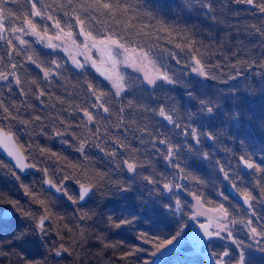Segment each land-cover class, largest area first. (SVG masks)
<instances>
[{
    "label": "trees",
    "instance_id": "trees-1",
    "mask_svg": "<svg viewBox=\"0 0 264 264\" xmlns=\"http://www.w3.org/2000/svg\"><path fill=\"white\" fill-rule=\"evenodd\" d=\"M0 1L6 15L4 31L13 36L12 29L24 26L30 4ZM90 2L40 0L38 7L59 19L71 38L46 17L32 19L42 31L46 27L45 36L61 33L71 45L82 36L75 21L78 14L90 21L84 30L96 38L90 39L92 48L105 35L123 38L121 43L147 52L175 82L161 79L150 87L129 72L117 96L118 89L89 63L77 67L34 37L16 33L28 41L22 45L0 31V71L21 79L19 86L15 76L0 81V100L16 117L0 113V127L13 133L28 162L36 165V170L22 174L0 154V223L19 230L35 228L43 215L50 217L40 234L43 244L36 241L21 248L5 235L3 250L9 255L0 257V264H19L13 252L46 264H219L220 259L236 264L241 255L244 264H264V236H253L247 223L251 219L252 227L264 232V172L248 169L240 160L256 151L253 160L264 166V35L255 30L264 32V14L254 6L215 0L213 20L205 9L187 7L189 0H120L129 11L112 17L82 7ZM116 19L131 20L133 27L125 29ZM193 57L201 60L207 76L192 71L197 67ZM12 64L17 67L12 69ZM45 70L50 73L47 78ZM41 91L45 95L37 98ZM100 104L109 112L104 113ZM209 106L212 113L206 111ZM161 108L172 122L159 115ZM81 109L92 112L95 120L88 122ZM36 116L40 120L35 123H21ZM56 131L63 135L56 136ZM82 139L88 140L83 152L78 150ZM169 146L172 157L167 156ZM41 148L57 156L41 155ZM113 151L115 156L110 155ZM124 161H134L137 167L130 172ZM98 174L104 175L99 184ZM64 176L71 179L63 180ZM47 177L54 184L62 182L67 195L47 190ZM89 183L96 187L85 202L68 199L70 195L77 200L78 186ZM245 192L256 198L249 201L251 208L237 199ZM197 196L205 208L219 212L222 205L229 213L222 217L227 230L219 231L200 252L186 238ZM5 208L13 210L10 218L2 217ZM21 209L33 219L24 220ZM121 220L130 223L115 227ZM177 232L179 248L161 256L160 250ZM61 246L67 251L56 256Z\"/></svg>",
    "mask_w": 264,
    "mask_h": 264
},
{
    "label": "snow or ice",
    "instance_id": "snow-or-ice-1",
    "mask_svg": "<svg viewBox=\"0 0 264 264\" xmlns=\"http://www.w3.org/2000/svg\"><path fill=\"white\" fill-rule=\"evenodd\" d=\"M69 2L71 3V0H69ZM224 2H225V5H227V4H237V5L247 4L250 6H254L256 9L259 10L260 13L264 14V0H224ZM28 3L30 4V10L28 13V18L24 20V26L12 29V31L14 33L15 32L26 33V30H30L31 34L36 35L37 37H40L42 39L43 36L46 34L47 29L45 27V29L42 31L39 28V26L37 25V23H35L34 20L32 19L35 17H40V18L46 17L47 20L54 22V26L56 28H58L61 33H64V28L61 26V21L59 19H55L52 15L45 13L40 7H38L40 0H28ZM82 7H86L87 9H91V10L96 11V12H101L105 15H109L112 17H116L117 15H119L120 17H124L127 15L129 8H130V6L128 4H123L120 2V0H91L90 3H87L86 5H82ZM187 7H189V8H193V7L203 8L207 11V13L212 14L211 18L213 20L216 19V16L214 15V12L216 10L215 0H189ZM2 13H3V9H0V14H2ZM75 21H76V24L80 27L81 34H84V35H86V38H89V39H92L95 41L96 38L92 36V33L90 31L85 33V30H84L86 23H89L90 21H86L85 19H82L78 14L75 15ZM121 22L124 23L125 29H131L133 27L131 20H124V21H122L121 19L115 20V23H117V24H120ZM253 27H255V26H253ZM4 30H6V29H4L2 25H0V31H4ZM255 30H256V32H259L261 35H264V32H261V30L259 28H255ZM140 31L142 32L143 29H141ZM64 34L69 38H71V36H72L71 31H68ZM0 38H2V37H0ZM59 38H60V36L58 34L56 36V39H59ZM16 39L22 45L28 43V41L24 40L22 37L17 36ZM121 39H123V38L116 39V38H113L112 36L105 35L102 39L99 40V43L105 45L107 47V50L109 51V53H111L112 46H115L118 48H124L125 47L124 44L121 43ZM7 43L12 47L13 51L16 50L15 45L13 44L12 40H8ZM189 47H192V45H189ZM125 51H127V49H125ZM141 55L143 57L147 58L148 53L143 52L141 50ZM32 59L33 58L31 56L28 57V60L32 61ZM193 59L195 61V64L197 65V67H194L192 69V71L198 72L201 75L207 76V72L204 71L205 66L201 63V60L199 58H196V57H193ZM33 62H35V61H33ZM74 63H76L77 67H80V68L83 67V64H80L79 62L74 61ZM16 67H17L16 64L11 65L12 69H15ZM49 75H50V73L47 70H45L44 76L47 78ZM236 75L240 76V75H242V73L237 72ZM9 76H15V73L11 72V71H0V81H7L9 79ZM157 78L162 79L163 81L168 82V83H174L175 82L171 79V77H169L167 75V73H161V75ZM232 79H235V77H232ZM147 82L149 84L154 85L156 83V80L153 78H148ZM15 83L18 86L21 85V79L19 76H15ZM32 83L35 84L36 81L33 80ZM88 87L90 90H92L94 92V88L92 85H89ZM116 87L118 88L116 95L119 96L120 92L125 89L126 85L121 81L120 83H118L116 85ZM21 92L26 95V93H24L23 88H21ZM43 95H45V93L43 91H41L38 94L37 98H39L40 96H43ZM101 95H103V94H101ZM189 95H191V93H189ZM100 98H101L100 96H97V100H100ZM200 103H201V105L205 104V102L203 100H201ZM93 107H96V105H93ZM99 107L103 110L104 113L109 112V108L105 107L104 104H100ZM81 110L84 112V115L87 117L88 122H93L95 120V116L93 115L92 112L88 111L87 109H81ZM120 111L122 112L123 109L121 108ZM206 111L208 113H212L213 108L211 106H209L206 108ZM0 113L5 114L6 118L16 119V117L13 115V110L9 106H6L3 100H0ZM159 115L161 117H165L169 122H172V116L171 115L165 116V110L163 108H161L159 110ZM39 120H40V117L36 116L34 118V120H32V121L25 120V121H21V123L29 124V123H35V121H39ZM41 132H43V129H41ZM55 135L61 136V135H63V133L60 131H56ZM193 135L195 136V129H193ZM209 138H213L211 136V134H209ZM159 142L162 144L166 143L163 140H161ZM65 143H67V141H65ZM87 143H88L87 139H82L81 143H80V147L78 150L83 152ZM197 143H199L198 139H197ZM39 151H40L41 155H45V154L51 152V150L47 149V148H41V149H39ZM11 154L15 156L17 168L23 170L24 168H27V167H32V168L36 167L35 164H32V165L26 164L24 162V159H25L24 156L19 151L14 150ZM115 154L116 153L114 151L110 153V155H113V156H115ZM173 155H174L173 148H172V146H169L167 156L172 157ZM204 155L207 156V153H205ZM51 156L56 157L57 154L54 152H51ZM240 160L246 166V168L253 169L256 172H264V166L256 163L254 160H250V159L246 158L245 156H241ZM124 163L126 164L128 171H130V172L135 170V168L137 167V165L134 161H124ZM44 171L46 172L47 169H45ZM225 176L227 177V173H225ZM69 179H71L70 176H64L63 177V180H69ZM103 180H104V175L98 174L97 183L98 184L102 183ZM46 183L52 187H55L57 191L65 192L62 182L57 183V184H53V181L51 179H49L46 181ZM95 187H96V185L91 184V183H89L88 185H81V191L78 194L77 200H73L72 196H70V195L68 196V199L72 200L73 203H77L78 201H82L86 198V196L89 195V193H91L93 191V189ZM176 187H180V185H176ZM164 188L171 191L172 186L169 184H165ZM26 191H28L27 188H26ZM28 194L33 195V193L30 191H28ZM262 194H264V192H262ZM65 195H67L66 192H65ZM196 199H197V201H199L200 197L197 196ZM254 199H256V198L253 197L250 193H248V192L244 193V200H245V203L249 205V208L252 207V205L249 203V201H252ZM39 203H41L43 205L44 201L39 200ZM176 203H177V206H179V203H180L179 200H177ZM219 212L222 213V215L225 218H227L229 215L227 209H225L222 205L219 208ZM21 216L24 218V220L33 219L32 213H29L27 211H23L22 209H21ZM85 217H86V214H85ZM49 218H50L49 216L43 215V216L39 217L38 221L36 222L35 228H19V230L13 229L12 226H10V225L6 226L3 223H0V257L6 258L9 255V253H7L3 250V237L5 235H10L12 237V240L10 242L12 245L18 246L21 248H23V246L26 244L35 243L36 241H39L40 244H43V241L40 239V234H42L46 231V229L44 228V223ZM108 219H109L110 223H114V221H112L111 217H109ZM236 222L237 221H232V223H236ZM127 223H130V221L121 220L118 224H115V227H119L121 224H127ZM247 223H248L249 229H250L251 233L253 234V236H264V232L258 231V229L256 227H252L251 219H249ZM5 227H8L7 232H5ZM18 227L19 226H17V228ZM201 227H204V226L201 225ZM219 227L223 228L224 230H227V226L224 224L219 225ZM205 235L208 237H212V236H219L220 233L219 232H210L207 230V228H205ZM178 236H179V232H177L176 236H173L171 240L166 241V244H172L177 239ZM163 246L164 245H161V247H163ZM64 251H67V249H64L61 246L60 248L55 250V255L60 256L61 252H64ZM11 254L18 256L19 264H46V262H44V261L28 260L27 257L20 256L18 253H15V252H13ZM223 256L227 257L228 253L227 252L223 253ZM219 264H225L224 259H220ZM236 264H244L243 255H241L240 259L236 262Z\"/></svg>",
    "mask_w": 264,
    "mask_h": 264
},
{
    "label": "rangeland",
    "instance_id": "rangeland-1",
    "mask_svg": "<svg viewBox=\"0 0 264 264\" xmlns=\"http://www.w3.org/2000/svg\"><path fill=\"white\" fill-rule=\"evenodd\" d=\"M6 1V0H5ZM4 2V1H0ZM1 9V8H0ZM6 15H4V12L0 14V25L3 26L4 29H6L3 25V20H5ZM16 33L19 34V32H15V35L8 34L7 31H1V34L4 38L7 39H14L16 40ZM23 34V33H20ZM6 35V36H5ZM62 35L61 33L59 36ZM19 37H22L21 35H17ZM25 36H31L34 37L38 43H41L45 48L50 49L53 54L58 53L59 57L61 55H65V57L69 58L72 62L76 61L80 64L89 63L88 55L92 54V56L95 58L97 62L99 54L95 51L94 48L91 47V42L89 38H86V35L82 34L80 42L75 44H69V40L64 37L60 36L59 39H56V36H43L41 39L40 37H37L36 35L31 34L30 30H27L26 33H24ZM100 40V39H99ZM99 40H96L99 46V49H105V53L109 54V51L107 50V47L103 44L99 43ZM96 43V42H93ZM87 45V46H86ZM125 46V45H124ZM127 49V51H125ZM100 53V51H99ZM111 53L114 56L115 61L113 63H106L104 61V64L106 63L107 66L110 67L114 75L106 80L110 86L114 87V89H118L116 85L120 83L121 81L125 83V77L126 74L129 72L137 73L139 76H141L144 80V82L152 87L158 83L161 79H158L163 73L161 69L156 65V62L153 61L149 56L147 58L143 57L141 55V51L138 49L130 48L128 46H125L124 48H118L115 46H112ZM110 53V54H111ZM106 58V56H105ZM99 63H103V60ZM76 64V63H75ZM108 74V72H107ZM148 78H153L156 80V83L154 85L149 84L147 82ZM126 85V83H125ZM256 151L251 153L248 157L250 160H253V157L255 155ZM79 187V186H78ZM194 214H192V220H207V219H213L214 220V228L213 230L215 232L223 231L224 229L219 227V225L226 223L222 220V218H219V212H215L212 210H209L202 206V204L199 201H196V206L194 209Z\"/></svg>",
    "mask_w": 264,
    "mask_h": 264
},
{
    "label": "water",
    "instance_id": "water-1",
    "mask_svg": "<svg viewBox=\"0 0 264 264\" xmlns=\"http://www.w3.org/2000/svg\"><path fill=\"white\" fill-rule=\"evenodd\" d=\"M93 45L95 46V43ZM88 59H89L91 68L94 70L95 73L100 75L102 78L108 79L114 75L110 67H108L104 63L97 62L95 58L92 56V54L88 55ZM209 140H211V138H209ZM14 150L22 153V155L25 158L24 162L26 164L32 165L28 162L24 151L20 148V146L16 142L13 133L6 131L5 129L0 127V154L4 156L6 160H8L13 165V167L19 170L22 174H27L30 171V169L36 170V168H32V167H27V168H24L23 170L17 168L15 156L11 154ZM47 180H49L48 177L45 179L46 189L59 194L60 191H57L55 187H52L49 184H47L46 183ZM81 185H86V184L79 185V187L77 188L78 194L81 191ZM91 193H89V195L86 196L84 200L79 201V202L80 203L85 202ZM237 198L241 202L242 205L249 208V205L245 203L244 197H242L241 195H237ZM12 215H13V210L11 208H5L2 212V217L4 218H10ZM219 216L222 217L223 216L222 213H219ZM213 223L214 222L212 219H208L206 221H194L191 223L190 229L186 235V238L188 239V241L190 242L191 246L194 248L195 251L200 252L206 243L218 237V236L208 237L205 235V228H207V230L210 232H214ZM201 225H203L204 227H201ZM180 242L181 240H175L172 244L165 245L160 250V255L163 257L170 255L171 253H173L179 248Z\"/></svg>",
    "mask_w": 264,
    "mask_h": 264
},
{
    "label": "flooded vegetation",
    "instance_id": "flooded-vegetation-1",
    "mask_svg": "<svg viewBox=\"0 0 264 264\" xmlns=\"http://www.w3.org/2000/svg\"><path fill=\"white\" fill-rule=\"evenodd\" d=\"M93 48L95 49V51L97 52V54H99V57H98V61L99 62H101L103 60V63H104V61L106 63L107 62L108 63H113L115 61L114 56L112 55V53L111 54L110 53L109 54L108 53L106 54L105 53V49H99L98 43H96ZM99 51H100V53H99ZM105 56H106V58H105Z\"/></svg>",
    "mask_w": 264,
    "mask_h": 264
}]
</instances>
